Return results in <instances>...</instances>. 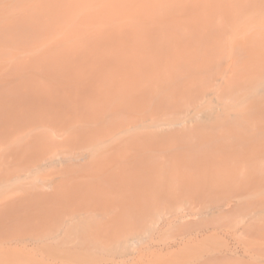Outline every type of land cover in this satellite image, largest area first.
Returning a JSON list of instances; mask_svg holds the SVG:
<instances>
[{
  "label": "rangeland",
  "instance_id": "obj_1",
  "mask_svg": "<svg viewBox=\"0 0 264 264\" xmlns=\"http://www.w3.org/2000/svg\"><path fill=\"white\" fill-rule=\"evenodd\" d=\"M240 1L0 0V237L19 235L0 242V264H264V133L253 130L251 134L255 126L235 132L225 124L192 131L188 137L183 135L186 140L180 136L183 143L175 137L171 145L168 138L162 143L151 139V143L143 139L130 142V133H123L133 121L140 125L142 114L160 131L180 127L184 117L206 120L224 107L220 92L226 91L236 102L238 95L249 90L238 84L232 89L238 87L239 91L233 92L217 80L225 69L220 66L223 58L229 59L223 62L225 67L229 62L235 67L249 61V54L240 48L231 51L229 46L235 29L248 25L254 15ZM236 10L238 15H234ZM216 57L223 59L217 60L218 67ZM259 61L264 62L263 57ZM211 65L217 67L213 72L206 69ZM199 67L203 68L200 74ZM161 77L177 81L174 85L168 81L169 86L162 89L158 87ZM259 81L264 80L259 78L256 86ZM178 84L185 86L180 92ZM261 84V90L255 87L252 93L264 92ZM173 86L177 95L171 92ZM157 90L169 95L164 97L154 92ZM202 90L206 95L201 99ZM156 94L160 95L157 99ZM192 96L198 103H192ZM245 96L239 97L243 99L239 106L246 102ZM252 97L250 102L256 95ZM234 100L225 104L234 109ZM187 101L193 104L188 113H193L182 116L176 111L184 110ZM165 103L163 108L169 105L173 109L160 113ZM262 113L254 114V124L264 120ZM195 138L200 140L195 143ZM187 142L190 144H184ZM122 143L125 146L118 149ZM223 149H229L230 159L225 160ZM181 175L191 180V196L164 206L161 199L167 200L157 195L160 182L167 180L171 186L181 182ZM152 188H156L154 192ZM236 194L241 195L237 203ZM224 197L233 199L234 211L212 213L214 205L225 203ZM194 205L204 206V210L195 207L201 212L190 217L192 230L201 225L204 230L183 240L179 235L181 217ZM128 212L130 218L134 213L135 217L150 213L149 221L118 237L102 231V225L122 217L124 223L130 222L124 215ZM230 249L232 256L226 255Z\"/></svg>",
  "mask_w": 264,
  "mask_h": 264
},
{
  "label": "bare ground",
  "instance_id": "obj_2",
  "mask_svg": "<svg viewBox=\"0 0 264 264\" xmlns=\"http://www.w3.org/2000/svg\"><path fill=\"white\" fill-rule=\"evenodd\" d=\"M247 1H249V0H242V1H240V3H241V6L243 7V8H248V7H250V9H251V13L253 12L254 13V15L252 16V18L250 19L251 21L249 22V24L248 25H244V26H239L238 28H236L235 29V31H234V37H233V41H231L230 42V44H229V46L231 47V51H235L237 48H240V50L241 51H244V52H246L247 54H249L248 56H249V61L247 62V60H244V61H241V63L242 64H240V65H236L235 67H233V64L232 63H228V64H226V65H228V67L231 69H229L228 67H225V65L223 64V62L225 63V61H227V60H229V59H225V58H223L224 56L223 55H221V57L225 60V61H223L222 62V60L220 59V58H218V57H216L217 59H216V63H217V67L219 66V64L218 63H220V62H222V64L220 65L221 67L222 66H224V71H222L223 69V67L221 68V71H222V73H223V75H222V73H221V78H219V79H217V80H219V81H222V86H224V87H229V89H230V91H231V89H232V87H236L238 84H240V87H242L243 86V88L245 87L246 88V90H247V88H249V90H250V88L251 87H253V86H251L252 84H253V81H254V87L251 89V94L253 95V93H254V95H253V97L256 95V99L254 98V100H252V102H250L249 100L251 99H249V96L250 97H252L251 96V94L248 92L249 90H247L245 93H244V95H246L244 98V101L246 100V102H243V105L242 104H240V106H239V103H241L242 102V100H240L241 98H239V97H242L243 98V94L241 93H239L238 92V94H240V95H242V96H240V95H238L237 96V100H236V102H235V100L234 99H232V98H234V97H231V96H229L228 94H227V92L225 93H223V92H220V93H222L223 95H222V97H221V94L219 95V99H220V97L222 98V99H224V103H222V104H224L223 106V108L221 107V109H220V107H219V109H217V110H214L211 114H209V116L207 117V119L206 120H202L201 121V119L200 118H192L190 115H192V114H190V113H193V112H190V113H188V111H189V109H191L192 107H193V104L192 103H194V102H197V100H195V98H197L196 96L194 97V96H192L193 98H194V100L192 99V103L190 102L191 101V99H190V101L188 102V103H186V104H184V105H187L186 107L185 106H183L182 105V108L183 107H185L184 108V110H182V109H180V110H178V111H176V112H179L180 113V115H182V116H184V114H186L185 116H188L189 114V116L191 117H189L188 119H191V120H185V117H184V119L181 121V122H179L180 123V127H177V126H175V128H173V129H170V131H167V130H158L160 127H157L156 125H154V123H148V115L146 114V117H145V115L144 114H142L144 117H145V119L143 120V119H141L143 116H140L139 117V121H141V122H145V124L144 123H141V122H139L140 123V125H137L138 124V122H137V124H134V121H133V123L132 124H129V126L128 127H126L127 129H126V131H123V133H130L128 136H129V139H128V137H126L128 140H130V142L132 141V142H141V140H136V139H143V140H147L146 142H148V140L149 141H151L152 143H153V141L155 140L156 142H160V143H162V141H164L165 140V138L167 139V142L170 140V142H169V144L170 143H173L174 141H176L175 139L177 138V140H179V138H180V136H182V137H184L183 135H185L186 137H188L189 135H188V133H193L192 131H195V132H198V130L200 131L201 129V131H203V129H208V130H210L209 128L211 127V129H212V127L214 126H224L225 124H228L229 126H231V127H233V130L235 129L236 130V128H237V131H241L242 129H244L245 131L247 130L248 131V129L249 128H253L254 126V128L253 129H249L252 133L251 134H253V130L255 131V130H257L258 131V133H260L261 132V134H263L264 133V123H263V126H262V128H261V125H259V123H261L260 121H262V120H259V123H258V125H256V124H254L253 123V116H254V114L255 113H258L260 110H264V108H262V106H264V92H262V93H260L259 91H258V93H260V95L258 96V93H256L255 94V92H253L252 93V90L253 89H255V87H259V85L262 83V84H264L263 82L264 81H259V85L257 84V86H256V82H258V80H259V78H260V80H264V62H262V63H260V61H259V59L260 58H262L263 57V59H264V0H252L253 2H248L247 3ZM222 4V3H221ZM213 5H216L215 3H213ZM224 5V4H223ZM237 4H235V7L237 8V6H236ZM219 5L217 4V7H218ZM225 6V5H224ZM239 6H240V4H239ZM240 6V7H241ZM241 7V8H242ZM220 8V7H219ZM224 8V7H223ZM218 9V8H217ZM30 12V11H29ZM238 11L236 10V12H235V14L234 15H238V14H236ZM219 13V12H218ZM221 13V12H220ZM225 13V12H224ZM218 15V14H217ZM226 15V14H225ZM220 17V16H219ZM223 16H221V18H222ZM228 19V18H227ZM222 21H223V19H221ZM213 23H215L214 22V20H213ZM218 25V24H217ZM216 27V26H215ZM217 28V27H216ZM220 29H221V27H219ZM190 33V32H189ZM200 36V35H199ZM200 37H202L203 38V35H201ZM199 37V38H200ZM206 38V37H205ZM204 39V38H203ZM203 39H201V40H203ZM259 46V48L257 49V48H255L254 49V47H257V45ZM192 53V52H191ZM209 53V52H208ZM204 54V53H203ZM213 54V53H212ZM204 58V57H203ZM208 58V57H207ZM187 60V59H186ZM209 60V59H208ZM215 60V59H214ZM217 60H221L220 62H217ZM214 61H213V58H212V61H211V64H214L213 63ZM250 62V63H249ZM164 63V62H163ZM186 63V62H185ZM188 63V62H187ZM215 63V64H216ZM227 63V62H226ZM181 64V63H180ZM190 64H191V61H190ZM214 64V65H215ZM249 64V65H248ZM156 65V64H155ZM163 65V64H162ZM170 65V64H169ZM184 65V64H183ZM231 65V66H230ZM181 66V65H180ZM179 66V67H180ZM188 66V65H187ZM186 66V67H187ZM156 67V66H155ZM167 66H165V68H166ZM206 67V66H205ZM209 67V66H208ZM208 67H206V69L208 70V69H210V70H212L211 72H213V70H215V69H217V67H215L214 66V68L212 67V65H211V67L210 68H208ZM232 67L234 68V69H232ZM173 68V67H172ZM213 68V69H212ZM220 68V67H219ZM194 69H195V67H194ZM197 69H199L197 72H199V74H200V72H201V69L203 70V68L201 67H199V68H197ZM158 70V69H157ZM166 70H169V68L167 69L166 68ZM174 70V69H173ZM176 70H178L177 68H176ZM188 70H190L191 71V69H189L188 68ZM209 70V71H210ZM170 71V70H169ZM183 71V70H182ZM194 70H192V72H193ZM208 71V72H209ZM217 71V70H216ZM232 71V72H231ZM235 71V72H234ZM160 72V71H159ZM162 72V71H161ZM165 72V71H164ZM178 72V71H177ZM188 72V71H187ZM194 72H196V71H194ZM218 72H219V70H218ZM231 72V73H230ZM168 73V72H167ZM176 73V72H175ZM215 73V72H214ZM158 74V73H157ZM157 74H155V75H157ZM168 74H170V73H168ZM209 74V73H208ZM213 74V73H212ZM217 74V73H216ZM238 74V75H237ZM165 75H167L166 73H165ZM165 75H164V77H165ZM181 74L179 73V76H180ZM197 75V74H196ZM214 75V74H213ZM237 77H236V76ZM198 76H200V75H198ZM212 76V75H211ZM159 77L160 76H158V80H160L159 79ZM164 77L162 78V80H164V81H160V82H162V84L163 83H165V84H167V86L166 85H162L159 81V83L161 84H159L158 83V87L160 86V87H162V86H164V87H168L169 86V82H170V85H174L175 84V82L177 81H175V79L173 78V80H174V82H171L170 80H167V79H170V78H167L166 80L164 79ZM167 77V76H166ZM169 77V76H168ZM178 77V76H177ZM219 77H220V75H219ZM150 78V77H149ZM210 78V77H209ZM208 78V79H209ZM216 78H217V75H216ZM215 78V79H216ZM213 79V78H212ZM256 79H258V80H256ZM150 80V79H149ZM156 79H154V81H155ZM205 80V79H204ZM204 80H203V83H204ZM207 80V79H206ZM214 80V79H213ZM212 80V81H213ZM169 81V82H168ZM195 81V80H194ZM209 81V80H208ZM201 82V81H200ZM206 82V81H205ZM210 82V81H209ZM154 83V82H153ZM172 83V84H171ZM190 83V82H189ZM192 83V82H191ZM208 83V82H207ZM151 84V83H150ZM220 84V83H219ZM224 84V85H223ZM261 84V87H264L263 85ZM153 85V84H152ZM186 85V84H185ZM194 85V84H193ZM204 85H206L205 83H204ZM221 85V84H220ZM219 85V86H220ZM177 87L179 86V88H177L176 87V89L178 90L179 89V91H177V92H180V87H181V89L183 88V87H185V86H183V85H176ZM183 86V87H182ZM208 86V85H207ZM218 86V85H217ZM222 86H220L219 88L220 89H222L223 87ZM152 87V86H151ZM174 87V89H172L173 91H171L174 95L176 94L177 95V93L175 92L174 93V91H175V86H173ZM206 87V86H205ZM204 87V88H205ZM231 87V88H230ZM238 87H239V85H238ZM237 87V88H238ZM170 88V87H169ZM197 88H199V87H197ZM201 88H202V85H201ZM232 89V91L233 92H235L234 90H238V89ZM243 88H241V89H243ZM151 89V88H150ZM162 89H163V87H162ZM165 89V88H164ZM171 89H169V90H171ZM206 89H207V87H206ZM241 89H240V91H241ZM259 89L261 90V88L259 87ZM258 89V90H259ZM195 90H197V89H195ZM245 90V89H244ZM160 92V90H157V91H154L155 93H159ZM165 91L167 92V90L165 89ZM183 91H186L185 89H183ZM190 91H193V90H190ZM203 91H205V90H202V93L200 94V95H198V97H200L201 99H202V95L203 94H205L206 95V91L203 93ZM229 91V92H230ZM239 91V90H238ZM255 91H257V90H255ZM169 92V91H168ZM167 92V93H168ZM162 93H163V90H162V92H160L159 94H161L162 95ZM181 93H183V92H181ZM193 93V92H192ZM191 93V94H192ZM247 93H249V94H247ZM152 94H153V92H152ZM152 94H150V95H152ZM159 94H156L155 96H156V99L160 96ZM166 93H164L162 96H164ZM196 94V93H195ZM198 94H199V92H198ZM229 94H231V92L229 93ZM236 94H237V92H236ZM235 94V95H236ZM169 94H167V95H165V96H168ZM171 95V94H170ZM173 95V96H174ZM183 95H184V93H183ZM192 95H194V94H192ZM204 95V96H205ZM225 95V96H224ZM164 96V97H165ZM172 96V95H171ZM189 97V96H188ZM252 97V98H253ZM152 98V97H151ZM200 98L198 99V101L200 100ZM247 98V99H246ZM155 99V98H154ZM167 100H168V98H166ZM166 99L165 100H163V101H165L166 102ZM171 99V98H170ZM182 99H183V97H182ZM181 100V99H180ZM185 100H187L186 98H185ZM184 100V101H185ZM228 100V101H227ZM230 100H234L233 102H235L236 104L238 103V108H237V110H235L236 109V104L235 103H233V104H235V107H234V109L232 108L233 106H231V107H228V105H226L225 103H227V102H229ZM160 101H162L161 100V98H160ZM173 101V100H172ZM238 101H241V102H238ZM257 103H256V102ZM168 102V101H167ZM200 102V101H199ZM221 102H223V100L221 101ZM248 102H249V104H248ZM164 102H162L161 104H163ZM172 103V102H171ZM183 103V102H182ZM198 103V102H197ZM167 103H165L164 105H162V106H160V107H162L161 109L159 108V112H160V110H161V112L160 113H162L163 111H165V110H168V108L170 107L171 109H169V111L171 112L172 111V107L171 106H169L168 105V107L167 108H163V107H165V105H166ZM173 104H174V102H173ZM173 104H170V105H172L173 106ZM195 104V103H194ZM244 104L245 105H247V106H244ZM261 104V107L259 106ZM197 105V104H196ZM258 105V106H257ZM259 108V110L256 108ZM246 109H245V108ZM256 108V109H255ZM262 108V109H261ZM165 109V110H164ZM233 109V110H232ZM242 109V110H241ZM163 110V111H162ZM258 110V111H257ZM155 111V110H154ZM153 111V112H154ZM190 111H192V109L190 110ZM155 112H158L157 110L155 111ZM167 112V111H166ZM182 112V113H181ZM164 113V112H163ZM187 113H188V115H187ZM260 113H262L261 111H260ZM260 113L258 114V115H260ZM153 114H155V113H153ZM177 114V113H176ZM263 115H264V111H263V113H262ZM179 115V114H178ZM258 115H256L255 114V116L257 117ZM207 116V115H206ZM254 116V118H256ZM260 116H262V115H260ZM259 116V117H260ZM33 117V116H32ZM143 117V118H144ZM258 117V118H259ZM150 118V117H149ZM202 118V117H201ZM261 118V117H260ZM264 118V117H263ZM37 119V118H36ZM147 119V121H145ZM24 120V119H23ZM49 120V119H48ZM137 120V119H136ZM196 120V121H195ZM199 120V121H198ZM27 121V120H26ZM251 121V122H250ZM256 121V120H255ZM41 122V121H40ZM263 122H264V120H263ZM24 123V122H23ZM136 123V122H135ZM179 123H178V126H179ZM236 123H238L239 124V128L237 127L238 126V124H236ZM242 123V124H241ZM255 123H257V122H255ZM32 124V123H31ZM141 124H143L142 126H141ZM248 124H249V126H248ZM254 124V125H253ZM262 124V123H261ZM23 125V124H22ZM30 125V124H29ZM33 125V124H32ZM45 125V124H44ZM138 127H137V126ZM241 125H244V126H246V127H244V126H242L241 128H240V126ZM135 126H136V131H134L135 130ZM139 126H140V128H139ZM257 126H260V127H257ZM28 127H30V126H28ZM213 127V128H214ZM219 128H221V127H219ZM226 128V127H225ZM246 128V129H245ZM256 128H259V129H256ZM140 129V130H139ZM142 129V130H141ZM161 129V128H160ZM215 129V128H214ZM217 129V128H216ZM226 129H228L229 130V127L228 128H226ZM225 129V130H226ZM239 129V130H238ZM228 130H227V132H228ZM231 130H232V128H231ZM234 130V131H235ZM204 131H207V130H204ZM246 131V132H247ZM194 132V136L196 135V133ZM212 132V131H211ZM229 132H230V130H229ZM236 132V131H235ZM202 133V132H201ZM213 133V132H212ZM242 133V132H241ZM255 133H257V132H255ZM254 133V134H255ZM258 133L257 134H255V136H259V137H261L260 135H258ZM41 134V133H40ZM203 134V133H202ZM211 134V133H210ZM250 134V135H251ZM188 135V136H187ZM199 135V134H198ZM205 135V134H204ZM207 135V134H206ZM212 135V134H211ZM249 135V134H248ZM37 136H40V135H38L37 134ZM192 136V135H191ZM203 136V135H202ZM209 136V135H208ZM208 136H207V138H208ZM243 136H245V135H243ZM252 136V135H251ZM254 136V135H253ZM252 136V137H253ZM263 136H264V134H263ZM262 136V137H263ZM172 137H174V138H172ZM176 137V138H175ZM182 137L180 138V142H181V140L183 141L186 137H184V139H182ZM193 137V136H192ZM192 137H190V138H192ZM201 137V136H200ZM246 137V136H245ZM43 138V137H42ZM171 138V139H170ZM199 138V137H198ZM197 138V139H198ZM213 138H215V137H213ZM242 138V137H241ZM247 138V137H246ZM249 138V137H248ZM32 139V138H31ZM126 139V140H127ZM151 139V140H150ZM158 139V140H157ZM160 139V140H159ZM163 139V140H162ZM196 138H195V143H196V140H197ZM211 139H212V137H211ZM243 139V138H242ZM245 139V138H244ZM259 139H262L263 140V138H259ZM50 140V139H49ZM125 140V141H126ZM142 140V141H143ZM186 140V139H185ZM194 140V139H193ZM198 140H200V139H198ZM208 140V139H207ZM247 140V139H246ZM254 140H256V139H254ZM261 140V141H262ZM34 141V140H33ZM37 141V140H36ZM166 141V140H165ZM240 141H241V139H240ZM240 141H238L239 143H240ZM261 141H259V142H261ZM50 142V141H49ZM129 141H127L126 143H128ZM151 142H148V143H151ZM156 142H154V144L156 143ZM166 142V143H167ZM179 142V143H180ZM193 142V141H192ZM191 142V144H193ZM213 142V141H212ZM212 142H211V144H212ZM257 142V141H256ZM264 142V141H263ZM35 143V142H34ZM123 143H125V142H123ZM123 143H122V145L121 146H119L118 147V149H120V148H122L123 146H125V144L123 145ZM175 143V142H174ZM181 143H183V142H181ZM243 143H246L245 141L243 142ZM242 142H241V144H243ZM251 143V142H250ZM250 143H248V146H249V144ZM254 143V142H253ZM52 144V143H51ZM159 144V143H158ZM184 144H190L189 142H187V143H184ZM202 143H200V145H201ZM240 144V145H241ZM252 144V143H251ZM257 144V143H256ZM259 144V143H258ZM33 145V144H32ZM54 145V144H53ZM149 145V144H148ZM171 145V144H170ZM199 144H197L196 145V147H197V149H198V147L200 148L201 146H198ZM223 145H225V144H223ZM223 145H221V146H223ZM234 145H237V143L236 144H234ZM244 145V144H243ZM255 145V144H254ZM31 145H29V147H30ZM35 146V145H34ZM157 146V145H156ZM162 146V145H161ZM165 146H167V145H165ZM226 146V145H225ZM225 146H223L224 148H225ZM244 146H246V144L244 145ZM247 146V147H248ZM257 146H259V145H257ZM261 146V145H260ZM49 147V146H48ZM164 147V146H163ZM168 147V146H167ZM171 147V146H170ZM193 147L194 146H192V150L191 151H193L192 153H196L195 151H198L195 147H194V150H193ZM227 147H228V145H227ZM226 147V148H227ZM235 148H236V146H234ZM241 147V146H240ZM243 147V146H242ZM251 147V146H250ZM221 148V147H220ZM255 148V147H254ZM253 147L252 148H250L251 150L252 149H254ZM263 148H264V146H263ZM30 149V148H29ZM32 149V148H31ZM31 149H30V152H31ZM35 149V148H34ZM52 149V148H51ZM184 149V148H183ZM188 149V148H187ZM238 149V148H237ZM237 149H234V150H237ZM241 149V148H240ZM239 149V150H240ZM256 149H258V147L256 148ZM260 149V148H259ZM36 150V149H35ZM34 150V151H35ZM218 150V149H217ZM220 150V149H219ZM218 150V151H219ZM224 150V152H223V154H224V156L223 157H225V160H228V158L230 159V156H228V155H230V153H229V149H227V152H225V149H223ZM250 150V151H251ZM185 151H186V149H185ZM243 152H244V150H242ZM245 151H247V150H245ZM249 151V150H248ZM254 151V150H253ZM252 151V152H253ZM258 151V150H257ZM256 150L254 151L255 153L257 152ZM36 152L37 151H35V153L34 154H36ZM42 152V151H41ZM40 152V153H41ZM44 152H46L45 150H44ZM49 152H51V150L49 151ZM181 152V151H180ZM190 152V151H189ZM220 152V151H219ZM230 152H231V149H230ZM253 152V153H254ZM259 152V151H258ZM39 153V154H40ZM52 153V152H51ZM50 153V154H51ZM191 152H190V154H192ZM225 153L227 154L226 156H228V157H226L225 156ZM249 153V152H248ZM32 154V153H31ZM33 154V157L35 156ZM46 154V153H45ZM180 154H182V153H180ZM188 154V153H187ZM186 154V155H187ZM197 154H198V152H197ZM235 154H237V151L235 152ZM240 153L238 152V154H237V157H238V155H239ZM42 155H44V154H42ZM182 155H184V154H182ZM185 155V156H186ZM192 155H194V158H196L197 156H195L196 154H192ZM191 155V156H192ZM199 155V154H198ZM30 156V155H29ZM39 156V155H38ZM45 156V155H44ZM176 156V155H175ZM189 156V155H188ZM231 156L232 157H235V155L233 156L232 154H231ZM35 157H37V156H35ZM35 157H34V159H35ZM42 157V156H41ZM181 157V156H180ZM222 157V158H223ZM236 157V158H237ZM46 158H47V156H46ZM45 158V159H46ZM182 158H184V157H181V159ZM198 158V157H197ZM200 158V157H199ZM227 158V159H226ZM184 159H186V158H184ZM188 160V159H187ZM186 160V161H187ZM199 160V159H198ZM35 161V160H34ZM73 161V160H72ZM71 161V162H72ZM77 161V160H76ZM72 162L74 165H76V164H78L77 162ZM148 161V164H149V160H147ZM146 161V162H147ZM189 162H190V160H188ZM195 161H197V160H195ZM200 161V160H199ZM201 161H202V159H201ZM200 161V162H201ZM35 162H37V161H35ZM193 162H194V160H193ZM192 161H191V163H193ZM38 163V162H37ZM188 163V162H187ZM204 163V162H203ZM32 164H34V162H32ZM183 164V163H182ZM184 164H186L185 162H184ZM190 164V163H189ZM69 165H70V163L68 164V166L66 165L65 167L68 169V168H70L69 167ZM81 165H82V162H81ZM85 165H86V163H85ZM190 165H192V164H190ZM188 166L187 168L188 169H191L192 167L191 166ZM203 165V164H202ZM194 166V165H193ZM199 167H200V165H198ZM72 167H74L73 165H72ZM82 167H83V165H82ZM199 167H198V169H199ZM203 167V166H202ZM65 168V169H66ZM184 168V167H183ZM197 169V167L195 168V170ZM219 168L217 167V170H218ZM185 170V169H184ZM183 170V171H184ZM192 170V169H191ZM191 170H189V171H191ZM194 170V169H193ZM208 170V169H207ZM68 171V170H67ZM189 171H188V173H189ZM197 171V170H196ZM199 171V170H198ZM185 174H186V170H185V172H184ZM144 175H147V177L146 178H148L149 177V175L148 174H144ZM188 175H190V176H192L190 173L188 174ZM207 175V174H206ZM182 176V179H181V182H179V183H176V184H171V186H170V183L166 180H164V182H162L161 180V182L160 181H158L157 182V180L155 181V183H159L160 182V184H159V186H158V188L156 187L158 184H155L156 186V188H157V190L159 191L160 190V192H159V194L157 193V195H160V199L161 198H164V199H166L167 201H165V200H163V199H161L162 200V202L164 203V206H165V203H173L174 201H177V200H180V199H182V201H183V198H186L188 195L189 196H191V194H192V185L190 184L191 182V180L189 181V179H188V177L186 178L185 176H187V175H181ZM204 176V175H203ZM184 177V178H183ZM206 177V176H205ZM208 177V176H207ZM150 178V177H149ZM143 179V178H142ZM225 179V178H224ZM155 180V179H154ZM222 180H223V177H222ZM144 181V180H143ZM146 182V181H145ZM149 182V181H148ZM193 182V181H192ZM150 183V182H149ZM154 183V182H153ZM152 183V184H153ZM165 183H167L166 185H169V186H166V185H164ZM195 187V186H194ZM193 187V188H194ZM197 187V186H196ZM82 188V187H81ZM155 188V189H156ZM155 189H151V191H153L154 192V190ZM197 190H198V192H199V190H200V188L198 189L197 188ZM139 191H141V190H139ZM149 192V191H148ZM152 192V193H153ZM197 191H195L194 193H196L195 195L197 196L199 193H198ZM202 192V191H201ZM200 192V193H201ZM73 193H74V191H73ZM72 193V194H73ZM77 193V192H76ZM198 193V194H197ZM203 193H205V192H203ZM216 193V195H217V192H215ZM222 193V192H221ZM220 193V194H221ZM161 194L163 195V197L161 196ZM152 195H154V193L152 194ZM151 194H150V197L152 196ZM215 195V196H216ZM237 195V194H236ZM239 195V194H238ZM236 196L237 198L234 200V202L235 203H237L238 201H239V199H240V197L239 196H241V195H239V196ZM144 196V195H143ZM145 196H146V194H145ZM204 196V194L202 195V197ZM215 196L214 195H212L211 196V199H212V197H214L215 198ZM218 196V195H217ZM148 197V196H147ZM156 197H158V196H156ZM199 197V196H198ZM228 197V196H227ZM226 197V198H227ZM153 198H154V200L156 199L154 196H153ZM153 198L151 197V200H153ZM189 198V197H188ZM193 198V197H192ZM195 198V197H194ZM217 198V197H216ZM218 198H219V196H218ZM217 198V199H218ZM160 199H157V200H160ZM198 199V198H197ZM217 199H215V200H217ZM232 199V198H231ZM230 199V200H231ZM143 200V199H142ZM150 200V201H151ZM153 200V201H154ZM160 200V201H161ZM224 200H226L225 199V197H224ZM229 199L228 200H226V201H228V202H226L225 201V203L223 202L222 203V201H221V204L220 205H218L219 203H217V205H214L213 207H215L216 206V208H215V210H213V212L212 213H214V214H221V213H223V212H226V211H228V212H231V211H234L233 209H234V205H232L231 204V201L233 200H231L230 201ZM152 201V202H153ZM156 201V200H155ZM155 201L153 202V203H155ZM213 201V200H212ZM211 201V202H212ZM151 202V203H152ZM178 202V201H177ZM220 202V201H219ZM144 203H145V201H144ZM150 203V202H149ZM171 203V204H172ZM171 204H169L170 205V207L171 206H173L174 205V203H173V205H171ZM223 204V205H222ZM129 205V204H128ZM139 203H138V206H137V208L139 207ZM144 205V204H143ZM146 205H147V203H146ZM199 205V204H198ZM202 205V204H201ZM136 206H135V204L133 205V207H135L134 209H137L136 208ZM181 206V205H180ZM197 205H194V207L192 206L191 208H189L188 210H190L188 213H186V214H184V215H182V217H181V221H180V223H182V224H178L179 226H180V229L179 230H181V232H180V234L179 235H181L182 236V239L184 240V239H186V238H188V237H196V236H198V235H200V234H202V232H203V230L204 229H202V228H200V227H197L196 229H194L195 231H193L192 230V224H193V221L192 220H190V217H196V216H199V213L198 212H201V211H196V207ZM236 206V205H235ZM129 207H131V205L129 206ZM169 207V208H170ZM132 208V207H131ZM197 208H198V206H197ZM199 208H200V210H202L203 208H204V206H203V208H202V206H199ZM198 208V209H199ZM128 209V208H127ZM134 209H132L133 211H134ZM178 209H179V207H178ZM197 209V210H198ZM126 210V208L124 209V211ZM140 210H142V205H141V209ZM146 210V209H145ZM165 210V209H164ZM204 210V209H203ZM216 211V212H215ZM127 212V211H126ZM138 212H140L139 211V209H138ZM169 213V212H168ZM129 214V212L127 213V214H124V215H126L125 217H127V219H128V216H129V219H131L130 220V222H127V223H124V218L122 217V220L121 221H123V223L121 222V221H119V222H117V220L114 222V221H112L110 224H108V225H102V231H104L105 232V234L107 235V236H111L112 238L113 237H118L119 235H121V234H124V233H128V232H130V230H133V229H135V227L137 228V227H139V225H141L143 222V225L145 224V222H146V220L147 221H149V218H147L148 216H149V214L150 213H148V215H144V216H140V217H135V215H137V213H134V217L133 216H131V218H130V215H128ZM140 214V213H139ZM142 214V213H141ZM202 214V213H201ZM69 215V214H68ZM223 215V214H222ZM138 216V215H137ZM118 217V216H117ZM189 217V218H188ZM128 219V220H129ZM132 220H134V221H132ZM171 221V220H170ZM196 222V221H195ZM178 227V226H177ZM98 230H99V228H98ZM101 231V230H100ZM4 233V232H3ZM12 235V234H11ZM36 235V234H35ZM18 236L19 235H14V236H8V237H6V235H5V237L3 238V237H0V242H10V241H12L13 239H15V238H18ZM21 236H25V237H32L33 239H35V237L36 236H34V234H31V235H28V234H22ZM232 249H230V250H228V254L226 253V255H231V254H233V250L231 251ZM232 256V255H231ZM132 259H134V258H132ZM138 260V259H137ZM136 261V260H135Z\"/></svg>",
  "mask_w": 264,
  "mask_h": 264
}]
</instances>
